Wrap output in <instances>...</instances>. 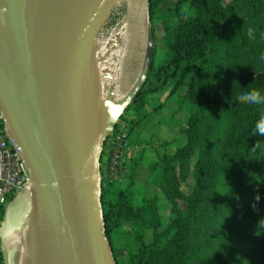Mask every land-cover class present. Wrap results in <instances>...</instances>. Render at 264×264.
Wrapping results in <instances>:
<instances>
[{
	"label": "trees",
	"instance_id": "obj_1",
	"mask_svg": "<svg viewBox=\"0 0 264 264\" xmlns=\"http://www.w3.org/2000/svg\"><path fill=\"white\" fill-rule=\"evenodd\" d=\"M164 1L147 0L152 46L145 76L103 147L122 125L128 136L138 133V126L149 121L147 95L166 87L168 95L178 94L173 112H188L185 137L182 143L159 142L155 158L147 162L151 175L146 184L159 189L161 197H141L139 203L133 199L142 149L128 156L117 180L100 168L101 208L114 260L264 264V136L253 135L264 104L239 100L252 90L264 96V0H175L162 7ZM158 40L165 52L163 62L156 64ZM103 156L100 162L106 166ZM189 178L192 183L185 190ZM124 179L126 186L115 184ZM15 199L13 195L9 201ZM162 199L170 204L163 228ZM125 223L130 231L123 229ZM147 230L150 241L144 239ZM121 234L127 240L118 248L115 239Z\"/></svg>",
	"mask_w": 264,
	"mask_h": 264
},
{
	"label": "water",
	"instance_id": "obj_2",
	"mask_svg": "<svg viewBox=\"0 0 264 264\" xmlns=\"http://www.w3.org/2000/svg\"><path fill=\"white\" fill-rule=\"evenodd\" d=\"M24 1L0 0V113L4 130L18 146L30 175L29 182L14 195L15 201L6 204L2 216L0 252L4 264H9L5 242H10V248L12 230H19L17 226L8 229L5 220L21 200L24 188L30 186L29 213L19 216L29 215V248L26 257L19 249L11 264H116L101 208L100 155L118 115L137 89L108 124L96 63L92 72L89 67L81 69L79 76L87 70L89 87L90 74L95 77L92 113L97 119L104 116V128L93 151L70 114L76 115L70 100L65 98L69 112L46 94L50 86L60 82L61 92L74 99L75 77L66 76L68 67L48 72L46 49L32 30L58 21L67 7L63 0L56 1L55 15L47 20L41 3L23 10ZM115 1H106L103 14L90 28L94 53L97 34ZM145 72L146 68L144 76Z\"/></svg>",
	"mask_w": 264,
	"mask_h": 264
},
{
	"label": "crops",
	"instance_id": "obj_3",
	"mask_svg": "<svg viewBox=\"0 0 264 264\" xmlns=\"http://www.w3.org/2000/svg\"><path fill=\"white\" fill-rule=\"evenodd\" d=\"M114 6L117 7L115 13L112 11ZM104 32L105 35L100 44H95L94 59L98 70L97 77L103 108L108 118L113 120L129 101L144 76L148 52L152 46L147 0H116L97 35ZM169 88L148 94L146 97L145 108L149 112L151 123L147 129L152 126L153 137L157 140L147 147L146 153L134 169V193L138 191L140 185L144 187L150 176L147 162L155 158L157 144L164 140L181 141L182 139V130L187 121L188 112L182 108L173 112L178 94L168 95ZM153 100L155 103L152 102ZM159 112L162 113V120H155ZM101 128H104V125ZM108 142L104 148L106 155L110 149Z\"/></svg>",
	"mask_w": 264,
	"mask_h": 264
},
{
	"label": "bare ground",
	"instance_id": "obj_4",
	"mask_svg": "<svg viewBox=\"0 0 264 264\" xmlns=\"http://www.w3.org/2000/svg\"><path fill=\"white\" fill-rule=\"evenodd\" d=\"M59 0H25L23 10L34 3H41L42 9L46 13V19L51 20L55 15V4ZM107 0H63V5L67 7L56 22H51L32 27L38 38L44 45L47 53L48 72L67 68L66 76H74L72 89L76 95L74 99L71 95L61 92L60 82L50 86L46 94L56 103L64 107L70 112L66 106L65 98L75 107V114H70L78 124L84 138L90 142V115L88 107V99L86 94L80 92L79 73L81 69L89 67L92 61L90 41V28L98 20L101 12L103 14V6ZM82 43H80V39ZM76 65V66H75ZM82 95V96H81ZM74 100V102L72 101ZM68 103V102H67ZM89 172V170H87ZM31 192H32V187ZM25 230V229H24ZM29 234V229L27 231ZM13 240V239H12Z\"/></svg>",
	"mask_w": 264,
	"mask_h": 264
},
{
	"label": "rangeland",
	"instance_id": "obj_5",
	"mask_svg": "<svg viewBox=\"0 0 264 264\" xmlns=\"http://www.w3.org/2000/svg\"><path fill=\"white\" fill-rule=\"evenodd\" d=\"M175 0H165L162 4V7H165L167 5H172L174 3ZM226 1V0H224ZM116 6L113 7V12L115 13L116 11ZM156 31L158 32V35H159V32H160V29L158 27H156ZM104 35H105V32L101 35H97V38H96V43L97 44H100V42L102 41V38H104ZM158 48H157V52L155 54V63H160V62H163V55H164V52H165V49L164 47L160 44V41L158 40ZM97 57V56H96ZM91 59L92 61L90 62V65H89V70L90 72L91 69H94V65H95V61H94V51L91 55ZM98 72V70H97ZM86 75H87V70H85L79 78L80 79V84H81V88L80 89V92L79 93H82V94H86L87 96V99H88V107H89V115H90V123H91V131H90V142L89 145L91 147V149L93 151H96V138L97 136L100 134V132L103 130V128H101L103 125H104V120H103V117L101 114L100 116L98 117V119L96 118V116L93 115V109L95 108L94 107V104L96 103L95 100H93V94H94V88L96 87L94 84H95V80L92 76V74H90V80L92 81L91 84H92V87H89V85H87V81H86ZM70 80H72L70 78ZM87 87L88 90H86L85 88ZM89 87V88H88ZM83 88L85 89V91L83 90ZM90 89V90H89ZM96 89V88H95ZM82 96V95H81ZM158 101V100H157ZM177 101H178V97H177ZM153 103H155V101L153 100L152 101ZM146 110V108H145ZM101 111V109H100ZM147 111V110H146ZM148 112V111H147ZM162 113L159 112V114L156 116L155 120H162L161 119V115ZM92 115V116H91ZM111 122L110 119H108V124ZM151 123L150 121L147 123V124H140L138 126V133L136 132H133L131 133L128 137L130 140H132L133 144L134 145V149H133V155L138 151H140V149H142L141 151L143 152V155L146 153V150H147V147L150 145H152V143H154L157 138L153 137L154 136V133H152L153 129H152V126L150 129H147L148 127H150ZM126 127V126H125ZM143 127V129L141 128ZM141 128V130H140ZM140 130V131H139ZM143 131V132H142ZM140 132V133H139ZM152 134V135H151ZM143 136V137H140V136ZM182 139H181V143L183 142V139H184V134H182ZM109 140V139H108ZM179 141V140H178ZM110 143H111V140H109L108 142V145L110 146ZM137 151V152H136ZM154 152V150H153ZM102 153L104 154L103 156V159H105L106 157H108L105 153H104V147H103V151ZM101 153V154H102ZM135 154V155H136ZM100 167H103L105 169V166L103 165L102 166V162L100 163ZM128 168L126 167V170ZM149 169V168H148ZM150 170V169H149ZM150 175H151V171H150ZM126 176H127V173H126ZM150 177V176H149ZM148 180V179H147ZM123 182V183H122ZM192 183V179L189 178V180L184 183L183 185V188L185 190H187L188 186H190V184ZM116 185H120V186H126L128 184V179H124V180H121L120 182H115ZM25 192H23L22 196H21V200H19V202L17 203V205L15 206V208H13V210H11L6 218V222H5V226L8 227V229H12L13 226H17L19 228V230H12V233L10 235L11 237V247L9 248V243L8 242H5V251H6V258L9 262V264L13 263V258H16L19 251H20V255H24L26 257L27 255V252H28V248H29V234H27V231L29 229V215L28 217L27 216H24L22 215L21 217H19L21 214H28L29 213V206H30V198L32 196V192H31V188H24ZM154 194L158 195L159 197H161V191L159 189H155L153 186L151 185H147V184H144V187H142V185H140V188H138V191H136L134 193V201L136 203H139L140 202V198L141 197H145V196H153ZM9 202V201H8ZM7 202V203H8ZM169 202L167 200H164L162 199V204H161V209H160V213H161V218H162V228L164 226H166V224L168 223V219H169ZM180 205H183V202H180ZM17 218H19L18 220H16ZM12 224H15V225H12ZM25 229V230H24ZM124 230L126 231H130L131 230V227L129 226L128 223H125L124 224ZM152 238V233H151V230H148L147 233L145 234V241H149L151 240ZM13 239V240H12ZM127 240V235L124 234L121 236H119V238H116L115 239V246L119 248V246L123 245ZM20 249V250H19ZM19 255V256H20ZM124 255V252L121 251V249H119L117 251V256L119 258H122Z\"/></svg>",
	"mask_w": 264,
	"mask_h": 264
},
{
	"label": "built area",
	"instance_id": "obj_6",
	"mask_svg": "<svg viewBox=\"0 0 264 264\" xmlns=\"http://www.w3.org/2000/svg\"><path fill=\"white\" fill-rule=\"evenodd\" d=\"M0 121L2 122L1 113ZM133 149L134 146L129 140L125 126L122 125L111 138L108 157L105 159L107 163L105 168L111 181L120 178L119 172ZM29 180L30 175L19 148L7 136L2 122V126H0V210H5L9 198L23 188Z\"/></svg>",
	"mask_w": 264,
	"mask_h": 264
},
{
	"label": "clouds",
	"instance_id": "obj_7",
	"mask_svg": "<svg viewBox=\"0 0 264 264\" xmlns=\"http://www.w3.org/2000/svg\"><path fill=\"white\" fill-rule=\"evenodd\" d=\"M249 36L253 34V30L250 28L248 30ZM239 100L241 102L247 103V104H264V96L261 95L260 91L258 90H252L242 93L239 96ZM260 135L264 136V115H261V117L255 122V131L253 135Z\"/></svg>",
	"mask_w": 264,
	"mask_h": 264
},
{
	"label": "flooded vegetation",
	"instance_id": "obj_8",
	"mask_svg": "<svg viewBox=\"0 0 264 264\" xmlns=\"http://www.w3.org/2000/svg\"><path fill=\"white\" fill-rule=\"evenodd\" d=\"M0 234H1V232H0Z\"/></svg>",
	"mask_w": 264,
	"mask_h": 264
}]
</instances>
